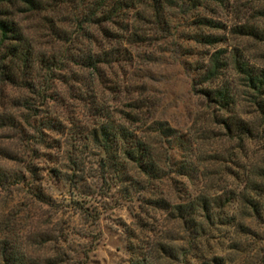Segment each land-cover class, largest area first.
Returning a JSON list of instances; mask_svg holds the SVG:
<instances>
[{"label":"rangeland","instance_id":"1","mask_svg":"<svg viewBox=\"0 0 264 264\" xmlns=\"http://www.w3.org/2000/svg\"><path fill=\"white\" fill-rule=\"evenodd\" d=\"M44 1L53 3L35 16L13 10L31 61L0 62V264L12 252L29 264H264V119L235 61L264 71V0H135L123 23L103 27L84 22L77 0ZM204 17L220 27L201 25ZM199 34L221 41L203 44ZM90 50L117 60L112 54L92 74L75 61ZM217 50L222 73L202 83ZM41 60L50 61L47 71ZM223 87L236 102L229 113L206 95ZM92 94L114 125L147 135L160 178L149 182L129 167L140 183L127 195L104 151L80 139L102 119ZM226 116L251 134L229 133ZM154 120L177 139L151 132ZM39 130L55 148L41 145ZM197 201L207 209L182 219L178 206Z\"/></svg>","mask_w":264,"mask_h":264},{"label":"trees","instance_id":"2","mask_svg":"<svg viewBox=\"0 0 264 264\" xmlns=\"http://www.w3.org/2000/svg\"><path fill=\"white\" fill-rule=\"evenodd\" d=\"M74 1V0H67ZM194 4H197L199 0H192ZM215 1V0H214ZM220 2L221 0H216ZM80 5L84 6L86 12V17L84 22L89 24H97L100 27H103L104 23L119 25L123 23L125 19V12L127 9L131 7V4L135 2V0H77ZM204 2V1H203ZM202 2V3H203ZM53 2H45L44 0H0V45H5V49L0 52V62L3 63L1 59L4 57H8L12 59H22L25 63L31 61L32 58V49L29 45L25 47L23 44L22 32L19 28V22L13 20L14 13L18 12L17 15L26 14V15H37L43 11H45L46 6L50 5ZM200 24L206 27L211 28H219V23L211 18H202ZM55 26H52L53 32L56 31ZM247 33H250L251 30L247 28ZM104 31V35L108 37V33H110L107 28H102ZM57 33V32H56ZM257 35V34H254ZM56 39L59 38V34L54 36ZM197 40L203 44L207 45H215L221 41V38L213 35V34H199L197 36ZM113 53L102 52L96 53L94 50H90L88 55L80 57L78 60L79 65L88 69L92 74L98 75V71L100 70V65L102 63H107L108 58L112 57L113 60H117L114 58ZM222 51L217 50L213 52L209 56L208 64L204 66V71L201 75L202 83H210L216 80L222 73V70L225 66L223 61ZM64 56V55H63ZM63 59L57 61L60 65L63 66ZM42 63H47L43 68L44 70H48L50 65V61L41 60ZM236 65L244 74L245 85L251 91V96L254 101V104L258 107V111L262 116V120L264 119V71H255L250 68L247 63L240 62L235 59ZM56 61H53L55 63ZM56 64V65H58ZM206 95L213 101L221 110H226L228 112L229 108L236 106V102L234 100V95L229 92L227 87L223 88H214L212 90H206ZM92 104L98 111L97 116L101 119V121L97 124L92 132L89 134H84L80 136L81 140H90L94 142V144L102 149L105 153L104 164L111 170L116 172L117 179L122 182L124 186L125 194H129L130 189L137 187L140 182H137L133 175L129 172V167H133L138 171L139 175H143L149 179V182L160 178V171L162 167L159 165V161L152 149V145L148 142L146 136L136 134L133 130H130L129 126L117 124L114 125V120L112 121L109 116H106V109L102 102L98 100V96L95 94L91 95ZM142 103V100L140 101ZM97 106V107H96ZM234 108V107H233ZM229 113V112H228ZM128 115V116H127ZM125 114L123 119L124 121H129L131 123H143L145 119L144 117L138 114L137 116H130L129 114ZM220 122L224 125V128L229 133H237L241 137V135L251 134L252 129L247 122L244 120H236V118H232V116H226L220 119ZM6 125L5 121L0 119V128ZM47 127L51 130H54L57 126L54 122H47ZM152 131H157L160 138L167 140L168 142L174 141L177 139L175 136V131L170 128L165 122L154 120L152 122L151 128ZM150 131L144 130L143 133H148ZM40 134V143L45 147L55 148L52 140H48L45 135V132L39 130ZM181 144V143H180ZM183 145V144H182ZM50 155V154H49ZM49 161L52 158H47ZM258 176L263 179V168L259 169ZM257 184L251 188V190L256 191L258 189ZM37 193V192H36ZM38 199L42 202L46 201V196L41 192H38ZM160 202V201H159ZM156 203V202H155ZM160 205V204H159ZM252 208L258 212L259 209L256 204H251ZM204 207L203 209H207V203L204 201H197L196 203L191 202L188 205L178 206V212L180 213V217L186 219H192L196 214L197 207ZM210 218L211 216L208 215ZM207 217V218H208ZM211 219V218H210ZM6 264H29L25 261L23 254L18 253H10L7 256H4ZM54 264V263H52ZM136 264H145L142 261Z\"/></svg>","mask_w":264,"mask_h":264}]
</instances>
